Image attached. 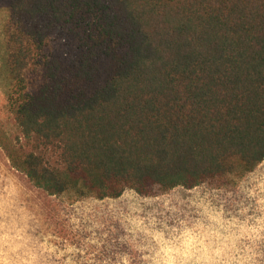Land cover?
Returning <instances> with one entry per match:
<instances>
[{"label": "trees", "instance_id": "trees-1", "mask_svg": "<svg viewBox=\"0 0 264 264\" xmlns=\"http://www.w3.org/2000/svg\"><path fill=\"white\" fill-rule=\"evenodd\" d=\"M12 166L50 195H159L264 160V0H0Z\"/></svg>", "mask_w": 264, "mask_h": 264}, {"label": "rangeland", "instance_id": "rangeland-1", "mask_svg": "<svg viewBox=\"0 0 264 264\" xmlns=\"http://www.w3.org/2000/svg\"><path fill=\"white\" fill-rule=\"evenodd\" d=\"M0 129L19 133L1 76ZM0 264H264V160L219 183L78 199L36 187L0 146Z\"/></svg>", "mask_w": 264, "mask_h": 264}]
</instances>
